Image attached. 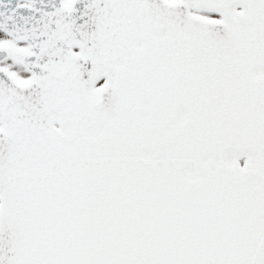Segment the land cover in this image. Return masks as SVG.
Masks as SVG:
<instances>
[{
    "label": "snow or ice",
    "instance_id": "obj_1",
    "mask_svg": "<svg viewBox=\"0 0 264 264\" xmlns=\"http://www.w3.org/2000/svg\"><path fill=\"white\" fill-rule=\"evenodd\" d=\"M0 264H264V0H0Z\"/></svg>",
    "mask_w": 264,
    "mask_h": 264
}]
</instances>
